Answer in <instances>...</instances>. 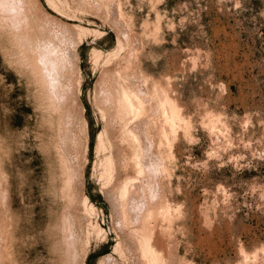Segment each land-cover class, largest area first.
<instances>
[{
	"label": "rangeland",
	"instance_id": "obj_1",
	"mask_svg": "<svg viewBox=\"0 0 264 264\" xmlns=\"http://www.w3.org/2000/svg\"><path fill=\"white\" fill-rule=\"evenodd\" d=\"M53 1L0 0V264H264V0Z\"/></svg>",
	"mask_w": 264,
	"mask_h": 264
},
{
	"label": "bare ground",
	"instance_id": "obj_2",
	"mask_svg": "<svg viewBox=\"0 0 264 264\" xmlns=\"http://www.w3.org/2000/svg\"><path fill=\"white\" fill-rule=\"evenodd\" d=\"M2 1H4V3L6 4L5 6H7V7H8V6H9V7L11 6L12 8H15V7H14V4H15L14 0H2ZM1 4L4 6L3 3H1ZM48 5H49V7L53 8L54 10H57V8H58L57 5L55 4V2H54L53 0H48ZM9 7H8V9H9ZM57 12H58V11H57ZM13 13H14V12H13ZM25 16H26V15H25ZM25 16H24V17H25ZM27 19H28V17H27ZM29 20H30V19H29ZM17 22H18V21H17ZM17 22H16V24H17ZM21 22H22V21H21ZM28 22H29V21H28ZM19 23H20V21H19ZM22 23H23V22H22ZM16 24H15V25H16ZM42 24H43V23H42ZM22 25H23V24H20V28L22 27ZM31 25H32V24H31ZM24 26H25V24H24ZM24 26H23V28H24ZM40 26L42 27V25H40ZM27 27H28V26H27ZM44 27H45V28L41 29L42 32L44 31V29H47V28H46L47 26H45V24H44ZM48 27H49V26H48ZM23 28H22V30H23ZM25 29H26V26H25ZM25 29H24V30H25ZM24 30H23V31H24ZM26 30H28V28H27ZM31 30H32V29H31ZM34 30H35V29H34ZM39 30H40V28H39ZM48 30H49V29H48ZM48 30H46V31H48ZM51 30H52V28H51ZM23 31H22V32H23ZM54 32H55V31L53 30V36H52V38H55V39L57 40V39L59 38V35L57 34V35H58L57 38L54 37V34H55ZM23 33H25V35H26V31L23 32ZM49 33H50V32H49ZM28 34H30V33H27V35H28ZM35 34H36V33H35ZM45 34H46V32H45ZM51 34H52V31H51ZM51 34H50V35H51ZM32 35H34V34H32ZM36 35H37V34H36ZM50 35H48L49 38L51 37ZM46 36H47V34H46ZM46 36H45V37H46ZM29 37H31V36L29 35ZM29 37H27V38H29ZM40 37H41V36H40ZM42 37H43V33H42ZM80 37H81V36H80ZM52 38H51V39H52ZM62 38H65V37H62V35H61V40L59 39V40H60V44H61ZM35 39H36V38L34 37V41L30 44V46H32L31 48H33L32 51H33L34 55L37 56V58H36L37 62H38V63H42L43 65H42V64H41V65H42L43 67H45L44 70H43V72L45 71V69L48 70V71H50L51 67L53 68L52 70H56L57 68H62V64H63V66H64V64L66 63V61H65V63H63V61H64L65 58H67V55H66V52H65V51H62V50H61V47H59L60 44L57 43L59 46H57L56 44H54V43H56V40H55V39L52 40V42H50V41H51L50 39H48V40H50V41H48V40L46 41L47 37L45 38V40H44V37H43L42 40H40V41L38 40L39 42L35 41ZM27 40H30V38L27 39ZM27 40H26V43H28ZM65 40H66V38H65ZM79 40H80V39H79ZM79 40H78V41H79ZM53 41H55V42L53 43ZM80 41H81V40H80ZM80 41H79V42H80ZM29 42H30V41H29ZM65 42H66V41H65ZM63 43H64V42H63ZM63 43H62V44H63ZM119 44H120V43H119ZM75 45H76V43H75ZM61 46H62V45H61ZM28 47H29V46H28ZM63 50H64V47H63ZM73 50H74V49H73ZM67 51H68V50H67ZM65 67H66V66H64V68H65ZM54 68H55V69H54ZM52 70H51V71H52ZM60 70H61V69H60ZM60 70L57 69V72H56L57 74H56V75H58V71H60ZM62 70H63V68H62ZM62 70H61V71H62ZM45 72H46V71H45ZM51 73H52V74H51V75H52L51 77H53V76H54V75H53V71H52ZM66 74H67V68H66ZM44 75H45V74H43L42 77H43ZM56 75H55V76H56ZM63 75H65V74H63ZM63 75H59V78H60V76L63 77V78H67V77H69L68 75H67V77H64ZM65 76H66V75H65ZM45 77H46V76H45ZM46 78H48V77H46ZM52 79H53V78H52ZM55 79H56V78H55ZM57 79H58V76H57ZM57 79H56V80H57ZM58 80H59V79H58ZM65 80H66V79H65ZM65 80H64V81H65ZM54 81H55V80H54ZM61 81H62V78H60V82H61ZM55 82H56V85H54V86L57 87V85H58V87H60V85H61V86L63 87L62 84H64L66 81L63 82V83L61 82V84H60L59 82H57V81H55ZM47 84H49V82H48ZM51 85H52V83H51ZM54 86H53V87H54ZM56 87H55V88H56ZM58 87H57V88H58ZM64 88H65V87H64ZM125 88H126V87H125ZM129 91H130V89H129ZM129 91H128V92H129ZM126 92H127V91H126ZM128 92H127V93H128ZM131 92H132V90H131ZM131 92H130V93H131ZM133 94H134V93H133ZM128 95H129V94H128ZM125 96H126V95H125ZM129 96H130V95H129ZM133 97H134V96H133ZM122 98H123V96H122ZM136 98H137V97H136ZM119 99H120V98H119ZM140 99H141V98H140ZM165 99H166V97H165ZM167 99H168V97H167ZM118 101H119V100H118ZM138 101H139V100H138ZM140 101H141V103H142L143 100L141 99ZM140 101H139V102H140ZM169 101H170V99H169ZM169 101L167 100V102H169ZM164 102H165V100H164ZM167 102H166V103H167ZM120 103H121V101H120ZM172 103H173V101H172ZM134 104H135V103H134L133 99L129 98V100L127 101V106L129 105V106L131 107L130 110L134 107ZM164 104H165V103H164ZM174 104H176V103H174ZM174 104H171V103L169 102V106H170V105L172 106V105H174ZM176 105H177V104H176ZM117 106H118V105H117ZM125 106H126V104H125ZM135 106H136V105H135ZM141 106H142V105H141ZM162 106H163V105H162ZM165 106H166V110H167V111L165 110L166 113H168V111L171 112V113H173L172 117H170V114H169L170 119L173 118L174 115H176V114L179 115V114H180V113H179V112H180V109H178V108H177V109H178V110H177L178 112H177V113L175 112L176 114L174 113V109H176L177 106H176V107H174L175 105L172 106V107H174V109L170 108L171 111L169 110V107H167V104H165ZM165 106H164V107H165ZM121 107H122V106H121ZM128 108H129V107H128ZM126 109H127V108H126ZM164 109H165V108H164ZM119 110H121L120 107H119ZM172 110H173V111H172ZM122 111H123V109H122ZM122 111H121V112H122ZM128 111H129V110H128ZM137 111H138V110H137ZM162 111H163V110H162ZM175 111H176V110H175ZM115 112H116V109H115ZM115 112H114V113H115ZM163 112H164V111H163ZM117 113H118V112H117ZM123 113H124V111H123ZM137 113H138V112H137ZM120 114L122 115V113H120ZM124 114H125V113H124ZM124 114H123V115H124ZM135 114H136V112H135ZM128 115H129V114H128ZM178 115H177V117H178ZM126 116H127V115H126ZM166 116L168 117L167 114H166ZM117 117H118V116H117ZM127 117H128V116H127ZM169 117H168V118H169ZM109 118H110V117H109ZM111 118H112V117H111ZM113 118H114V117H113ZM121 118H122V116H121ZM168 118H167V119H168ZM175 118H176V117H175ZM115 119H116V118H115ZM122 119H123V118H122ZM133 119H134V117H133ZM131 120H132V119H131ZM134 120H135V119H134ZM134 120H133V121H134ZM109 121H110V120H109ZM112 121H115V120H112ZM112 121H111V122H112ZM124 121H125V119H124ZM174 121H175V120H174ZM168 122H169V121H168ZM172 122H173V121H172ZM172 122H169V123H172ZM112 124H113V122H112ZM172 124H173V123H172ZM109 125H110V124H109ZM128 130H130V129H128ZM105 133H106V132H105ZM97 138H98V146H97V147H99L98 149H100V150H103V149L106 150V149H108L107 146H106L105 140H104V132H103V131H101V132L98 133V137H97ZM111 150H112V149H111ZM110 153H112V151H111ZM110 153H109V154H110ZM138 154H139V153H138ZM111 155H112V154H111ZM111 155H106L105 158L101 161V162H102V165H104V167H105L104 170H106V172L112 170V169H111V168H112V156H111ZM137 158H138V157H137ZM136 162H137V161H136ZM134 164H135V163H134ZM141 165H142V164H141ZM141 165H140V166H141ZM135 166H137V165H135ZM138 167H139V166H138ZM142 167H143V166H142ZM135 168H137V167H135ZM140 168H141V167H140ZM110 169H111V170H110ZM138 170H140V169H138ZM140 171H141V170H140ZM142 171H143V169H142ZM142 171H141V172H142ZM103 172H105V171H103ZM110 173H111V172H110ZM108 174H109V173H108ZM109 175H110V174H109ZM109 175H108V176H109ZM70 176H71V175H70ZM126 181H127V180H126ZM127 182H128V181H127ZM129 182H130V181H129ZM131 182H132V181H131ZM131 182H130V183H131ZM120 185H121V184H120ZM126 185H127V184H126ZM126 185H125V187H128V186H126ZM132 185H133V184H132ZM129 186H130V184H129ZM120 188H121V186H120ZM124 189H125V188H124ZM132 189H133V188H132ZM120 190H121V189H120ZM118 191H119V190H118ZM118 191H117V192H118ZM125 191H126V190H125ZM127 191H128V190H127ZM119 192H120V191H119ZM121 192H123V191L121 190ZM130 192H131V190H130ZM134 192H135V191H134ZM123 194H124V192H123ZM127 194H128V193H127ZM134 194H135V193H134ZM130 195H132V194H130ZM123 196H124V195H123ZM125 196H126V195H125ZM121 199H122V198H121ZM90 205H91V207L93 206L92 204H90ZM93 207H94V206H93ZM154 209H155V208H154ZM152 211H153V209H152ZM147 216H148V215H147ZM147 220H148V219H147ZM145 225H146V224H145ZM98 226H99V225H98ZM145 229H146V227H145ZM101 230H102V229H101ZM145 233H146V232H145ZM152 233H153V232H152ZM144 235H145V234H144ZM149 236H150V238H151L152 235H149ZM149 236H148L147 239H146V241H147L146 244L144 243V245H146V246H145V247L143 246V247L146 248V249H143V250H144V251L146 250L145 253H147V251H148V254L151 253V255H155V254H156V253H155V252H156V249L154 248L153 244H152V245L150 244L151 242H149V239H150ZM144 237H145V236H144ZM145 238H146V237H145ZM144 241H145V240H144ZM150 241H151V239H150ZM116 248H118V247H116ZM144 251H143V252H144ZM145 255H146V254H145ZM149 256H150V255H149ZM156 256H157V254H156ZM150 257H151V256H150ZM153 257H154V256H153ZM156 258H157V257H156ZM156 258H154V259H156ZM152 259H153V258H152ZM101 261L103 262V260H101ZM153 262H154V261H153ZM103 263H104V262H103ZM101 264H102V263H101Z\"/></svg>",
	"mask_w": 264,
	"mask_h": 264
}]
</instances>
